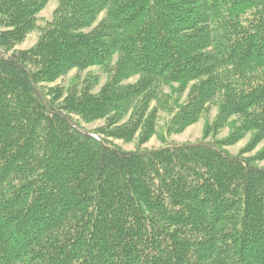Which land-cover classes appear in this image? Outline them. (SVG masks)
Wrapping results in <instances>:
<instances>
[{"label":"trees","instance_id":"trees-1","mask_svg":"<svg viewBox=\"0 0 264 264\" xmlns=\"http://www.w3.org/2000/svg\"><path fill=\"white\" fill-rule=\"evenodd\" d=\"M46 3L0 0V264H264V146L225 149L264 143V0H60L41 26ZM93 67L97 92L96 73L61 81ZM212 107L221 141L112 140L146 142L158 109L177 133Z\"/></svg>","mask_w":264,"mask_h":264},{"label":"rangeland","instance_id":"rangeland-1","mask_svg":"<svg viewBox=\"0 0 264 264\" xmlns=\"http://www.w3.org/2000/svg\"><path fill=\"white\" fill-rule=\"evenodd\" d=\"M60 0H47L46 6L39 14L38 24L43 26L47 21L51 20L54 16L56 9L59 6ZM103 15H101L102 17ZM40 35V30H35L31 32L27 38L19 43L16 46V49H29L31 48L38 40ZM98 74L99 83L96 85L94 91L97 92L103 84L106 83L108 79V73L103 71L100 68L93 67L86 69L84 71H73L67 75L62 81L65 86H69L73 78L77 77L78 81H82L84 84L85 81L91 76V74ZM137 77L132 78L129 81H136ZM128 81V82H129ZM178 88V85H173V87H166L164 89L165 98L168 100L165 101L163 107H170L174 100L176 99L177 94L175 91ZM179 93V92H178ZM180 102H184L189 94V88L184 92L179 93ZM218 113L217 107H212L211 110L206 113L201 119L192 125L188 126L184 130L177 133H168L166 132V123L170 118L169 110L158 109L159 120L156 125L155 133L146 141L140 142V131L135 135V137L130 141H123L121 139H112L113 142L125 150H135V149H152L160 148L169 143H198V142H217L225 139L230 134V129L228 127L221 128L220 130H212L211 125L214 123L215 118ZM75 120H78L85 129L87 130H98L102 128L106 119H97L92 121H85L83 116L73 115ZM253 138V133L249 132L241 140L236 142L233 145L225 146V149L234 155L244 154L248 157H256L264 146V143H259L255 147H252L250 150L245 151ZM256 164L264 166V159L256 160Z\"/></svg>","mask_w":264,"mask_h":264}]
</instances>
